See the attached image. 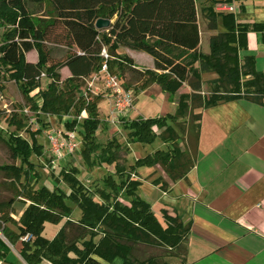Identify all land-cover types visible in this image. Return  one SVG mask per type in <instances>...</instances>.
<instances>
[{
    "label": "trees",
    "instance_id": "16d2710c",
    "mask_svg": "<svg viewBox=\"0 0 264 264\" xmlns=\"http://www.w3.org/2000/svg\"><path fill=\"white\" fill-rule=\"evenodd\" d=\"M207 16L209 30L217 29L221 20L224 32L210 39V53L204 55L199 52L196 0H0V69L19 85L38 123L40 116L60 121L68 118L65 128L70 132L78 129L82 138L80 155L86 165L115 166V175H109L102 187L92 190L80 181L77 168H63L60 172L69 194L60 188H36L41 175L32 158L43 156L44 147L36 140L43 131L41 127L35 133L28 129L31 141L24 139L20 134L27 129V123L12 114L9 126L15 130L6 137L0 133V142L21 166L0 167V171L8 179L14 198L27 207L15 221L3 210L11 208L15 199L0 203V261L7 260L10 245L17 248L25 264H101L95 257L107 263L120 258L123 264H165L155 257L138 260L134 252L137 247L149 246L165 250L162 257H167L181 249L189 227L167 213H163V226L139 196L141 184L132 176L139 168L158 164L174 182L185 175L193 161L178 144L171 124L179 125L186 119L196 102L197 108L203 109L235 100L264 106V74L258 72L254 57L240 58V53L248 50V33H264V24L241 25L233 14L213 10ZM99 20L110 21V27L97 29ZM55 29H61L62 34L55 35ZM49 45L65 48V59L54 62ZM103 48L112 57L108 61L111 73H132L138 77L140 90L157 84L170 98L179 96L174 115L122 119V128L128 133L127 145L151 146L158 138L168 144L167 150L137 160L129 170L120 163L127 146L117 138L105 146L98 143L102 96L89 90L82 94L85 81L104 64ZM121 48L152 57L154 71L134 69L132 59L118 54ZM33 51L38 54L37 63L26 59ZM64 68L72 75L65 81L61 75ZM203 73L218 77L208 82L205 97L201 96ZM43 74L49 81L45 90L41 89ZM186 83L192 94L179 95ZM37 90L41 105L31 96ZM84 112L86 117L79 120ZM194 125L190 129L199 128ZM154 128L164 131L157 135ZM67 201L81 212L77 224L68 220L73 210ZM66 219L53 240L43 236L46 224L58 225ZM74 225L77 229L70 239ZM26 235L32 239L23 242Z\"/></svg>",
    "mask_w": 264,
    "mask_h": 264
},
{
    "label": "crops",
    "instance_id": "0c3cea01",
    "mask_svg": "<svg viewBox=\"0 0 264 264\" xmlns=\"http://www.w3.org/2000/svg\"><path fill=\"white\" fill-rule=\"evenodd\" d=\"M196 7L201 39L199 52L204 55L210 53V39L223 33L224 29L221 20H218L217 29H203L200 12L205 15L209 10L220 14L231 13L241 25L264 24V0H196ZM247 45L248 50L241 52L240 58L254 57L258 72L264 74V33H248ZM141 53L126 48L118 50L120 56L134 61V69L154 71L152 57L147 54L144 57L145 53ZM143 58L148 60L147 64L142 62ZM37 61L38 54L35 61L28 62ZM140 62L144 65L141 66ZM96 74L85 82L91 93L100 95L98 92L105 93V90ZM61 75L65 78L63 80L62 77L63 81L72 76L68 68H64ZM201 78V96L205 97L209 93L208 82L218 77L215 73H203ZM190 94L192 90L186 83L179 95ZM106 97L105 93L103 101L108 104ZM178 97L170 98L157 84L145 90L139 88L131 115L133 118L129 119H159L174 115L178 108ZM38 105H41V101ZM198 105L196 102V108L189 109L187 118L179 121V125L171 124L177 133L178 144L193 161L185 175L174 182L159 164L139 168L135 174L141 184L139 196L150 205L163 226H166L163 213H167L171 217H179L189 227L181 249L174 251L171 256L162 257V261L165 264H264V106L244 100H235L209 109L197 108ZM195 110H199V113L195 114ZM105 118L108 121L109 113ZM194 123V126H199L198 129H190ZM154 130L157 135L164 131L158 128ZM179 131L183 135L186 133V139L179 135ZM191 137L193 145L189 146ZM126 146L132 153L140 148V144ZM167 147L168 144L158 138L144 153L152 155L157 151L167 150ZM140 157L139 155L134 159L137 161L144 158ZM75 212L73 210V217L68 219L73 224H77L81 218V214ZM66 223L67 219L58 225L50 224L52 231L49 235L46 224L43 236L53 240ZM76 229L74 225L69 233L70 239L75 236ZM95 259L101 264H123L120 258L112 263ZM0 262L25 264L17 248L14 251L11 249L6 261Z\"/></svg>",
    "mask_w": 264,
    "mask_h": 264
},
{
    "label": "rangeland",
    "instance_id": "374dc122",
    "mask_svg": "<svg viewBox=\"0 0 264 264\" xmlns=\"http://www.w3.org/2000/svg\"><path fill=\"white\" fill-rule=\"evenodd\" d=\"M199 14L201 18L200 23L202 25V28L203 29L204 27L208 28L209 26V22H207L208 14L206 13L205 15L204 12L203 13L200 12ZM45 15L50 16L49 13L48 14L46 13ZM2 33H3V29H0V35H2ZM56 34H62L61 29H55V35ZM1 43L2 42L0 38V46H1ZM48 47L50 48V51H52L51 58H53L54 62L63 61L65 59V54L67 51L65 48H63L60 45H49ZM207 49H209V47H207ZM203 50H205V48ZM141 54H144V53H141ZM144 55H145L144 57H147L146 54ZM26 59L27 61H32V60L35 61V59H37V52L35 51V52L27 54ZM148 59L151 60L150 57ZM142 62L144 64H147L148 60L146 58H143ZM143 63L140 62L139 64L143 66L144 65ZM113 74L121 77V81L125 89L132 90L135 93V96L138 95L139 87L141 85L138 82L137 76H134L132 73H126L125 75H123L122 73L118 71L114 72ZM65 75L66 74H64V76ZM64 79L65 78L63 77V80ZM48 83H49L48 79L44 78L41 81V88L45 89ZM88 89H89L88 83L85 82V85L82 88V94L86 95ZM98 93L102 96V99H103V95L105 93L100 92V91ZM36 94L37 93L34 92L31 94V96L38 102L39 100L37 99ZM103 100L99 104L100 105L99 115H101L100 118L102 120V124L98 130V143L102 146H105L109 141H111L110 140L111 138L116 137L118 141H122L124 143L123 146L126 147V144H128L127 143V132H125L122 128V121H120V123H117V124H113L109 118H108L109 122L106 121L105 116L108 113L110 114V110L108 107L109 103L107 104ZM140 107L143 108V106L141 105ZM26 110L30 111L29 115L25 114L24 111ZM194 112L195 114H197L199 113V110H195ZM84 113L82 115L83 117H86V114ZM12 114H17L18 116L23 117L25 123H27V129L20 134V136L23 137L24 139L31 141L29 132H27L28 129L31 130V133H35L41 127L43 131L36 138L38 144L44 147L43 156L39 158L35 156L32 158V161L35 163L37 170L39 171L41 175L40 181L36 185V188H39L42 186H47L49 189L60 188L66 194H69L70 193L69 187L62 181V177L60 175V172L63 168H77L80 173L78 178L80 179V181L83 183L85 187L91 190L97 187H102L103 181L109 175H113V176L115 175L114 174L115 166L95 164L92 167V166L86 165L83 159L81 158L80 151L77 152L74 155V157L65 158L64 162L62 161L59 164L60 165L59 168H57L56 170H52L50 168V165L48 164L49 154H47V150H48L47 149V145H48L47 135H49V133H51L54 130H60V131L66 130L65 123L68 121V118H64L62 121H60L51 116H40L41 120L38 123L37 117L36 115L33 114V112H31L30 105L27 102L24 94L22 93L19 85L15 83L14 81L10 80L8 75L3 70L0 69V133H3L5 137H6V134L12 133L15 130L14 127L9 126V121H10V117ZM131 115H129V117L125 119H129L130 117H132ZM191 119L193 120V118ZM179 135L182 138L184 136V139H186V133L183 135L182 132L179 131ZM123 137L124 139H122ZM192 143H193V137H191V143L189 142V146H192L193 145ZM129 145H132V144L129 143ZM146 147H143L142 145H140V148L139 147L138 149L136 148V150H134L133 153L130 151V148H128V150H126L122 154V161L120 162L121 165H124V167L129 170V168L132 165H134L136 161V159L134 158L136 156L140 155L141 157H144L148 154L144 152H145V149H149L150 146H146ZM11 165L21 166V162L19 160L17 161L13 160L6 145L0 142V167L11 166ZM132 179L137 180L135 176H132ZM7 182H8V179L6 178L4 173L0 171V203H5L11 199H15V204L11 208L6 207L3 210L6 213H8V215H10L16 221V219L20 218L21 213L24 211L26 205L23 204V202H21L19 199L14 198L15 194L11 189H9V187L7 186L8 184ZM121 203L126 204V202L123 200H121ZM67 204L72 208V210H74V212L76 210L75 214H78V213L81 214V212L77 209V207L74 204H72L70 201H67ZM161 223L163 224V222ZM47 225H48L46 226L47 235H49L50 232L52 231V227L50 224H47ZM9 226L12 227V225H9ZM0 236L2 235L0 234ZM99 238L100 236L95 239V242H97ZM87 239H89V237H87ZM10 247L14 251V248L11 245ZM138 248L139 247H137V249L134 252V258H137L138 260H142V259H145L151 256V257L157 258L160 262H162V256H164L165 251L161 249H154L149 246L147 248H143V247L139 249Z\"/></svg>",
    "mask_w": 264,
    "mask_h": 264
},
{
    "label": "built area",
    "instance_id": "2783aa9c",
    "mask_svg": "<svg viewBox=\"0 0 264 264\" xmlns=\"http://www.w3.org/2000/svg\"><path fill=\"white\" fill-rule=\"evenodd\" d=\"M231 10V9H230ZM101 57L104 60L101 70L96 74V78L104 86L107 100L109 103V119L113 124L120 123V119L129 117L134 111L135 106V93L132 90L124 88L121 81V77L110 72L108 67V61L112 60V57L108 54L106 48H103ZM45 78L43 74L41 79ZM91 86V85H90ZM26 115H29L30 111H24ZM32 112V111H31ZM85 114V113H84ZM83 115L79 118L82 120ZM48 145L47 154H49L48 164L52 170H56L60 167V163L67 157H74V155L81 150L82 138L78 129L75 131L66 130H54L47 135ZM32 239V236L26 235L21 240L28 242ZM1 264V262H0Z\"/></svg>",
    "mask_w": 264,
    "mask_h": 264
},
{
    "label": "water",
    "instance_id": "95a60500",
    "mask_svg": "<svg viewBox=\"0 0 264 264\" xmlns=\"http://www.w3.org/2000/svg\"><path fill=\"white\" fill-rule=\"evenodd\" d=\"M111 25V22L108 20H99L96 24L97 29H107ZM1 234V233H0ZM2 238V236H0Z\"/></svg>",
    "mask_w": 264,
    "mask_h": 264
}]
</instances>
